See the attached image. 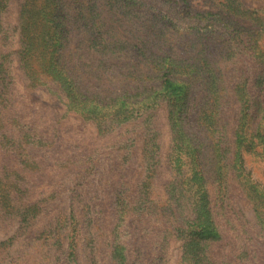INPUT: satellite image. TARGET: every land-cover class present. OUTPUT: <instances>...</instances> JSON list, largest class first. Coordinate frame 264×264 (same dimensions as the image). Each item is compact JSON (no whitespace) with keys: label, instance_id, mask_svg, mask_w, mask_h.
<instances>
[{"label":"rangeland","instance_id":"rangeland-1","mask_svg":"<svg viewBox=\"0 0 264 264\" xmlns=\"http://www.w3.org/2000/svg\"><path fill=\"white\" fill-rule=\"evenodd\" d=\"M61 1L0 0V264H264V0Z\"/></svg>","mask_w":264,"mask_h":264},{"label":"trees","instance_id":"trees-1","mask_svg":"<svg viewBox=\"0 0 264 264\" xmlns=\"http://www.w3.org/2000/svg\"><path fill=\"white\" fill-rule=\"evenodd\" d=\"M49 1L55 4V10L56 8H59V11L51 17L52 22H54V24H56L57 26H60V31L62 33L67 32L68 31V27H66L67 19L65 16L64 5L62 1L61 0H49Z\"/></svg>","mask_w":264,"mask_h":264}]
</instances>
